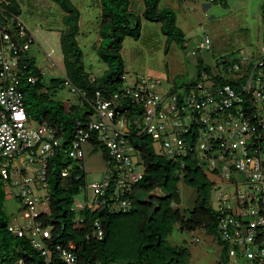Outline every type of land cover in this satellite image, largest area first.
Segmentation results:
<instances>
[{
	"label": "built area",
	"instance_id": "2783aa9c",
	"mask_svg": "<svg viewBox=\"0 0 264 264\" xmlns=\"http://www.w3.org/2000/svg\"><path fill=\"white\" fill-rule=\"evenodd\" d=\"M4 2L0 0V175L9 188L20 187L17 196L27 218L24 224L10 222L9 230L28 237L45 256V264H77V255L62 244L53 255L45 241L51 228L36 219L49 210V194H34L32 184L48 186V157L60 141L53 127L28 114L19 88V63L37 38L19 15L10 12L3 17ZM198 48L212 49L208 34ZM208 65L203 75L209 84L182 82L165 93L161 81L143 75L126 83L125 73L121 91L110 95L96 91L94 114L77 129L69 153L82 160L84 144L96 134L108 148V169L91 182L86 174V191L93 189L96 198L78 200L74 208H94L104 195L113 199L115 212L132 208L134 187L145 175L133 137L146 133L156 151L181 169L190 156L212 179L218 200L215 208L220 212V241L213 239L220 246L221 264H264V42L255 54H223ZM29 80L35 81V76ZM65 84L81 93L70 80ZM30 164L35 166L34 175L29 174ZM81 167L86 171L84 164ZM224 182L233 192L223 191ZM94 226L102 238L101 222L96 220ZM198 232H192L194 240L202 242ZM13 264L26 263L20 258Z\"/></svg>",
	"mask_w": 264,
	"mask_h": 264
},
{
	"label": "trees",
	"instance_id": "16d2710c",
	"mask_svg": "<svg viewBox=\"0 0 264 264\" xmlns=\"http://www.w3.org/2000/svg\"><path fill=\"white\" fill-rule=\"evenodd\" d=\"M4 1L3 17L10 12L20 14L17 0ZM52 1L64 11L60 42L65 72L62 78L52 77L50 82L56 88L66 86V81L70 80L82 93H79V101L68 104L45 88L44 73L31 50L21 54L18 72L21 76L19 88L24 93L28 114L53 127L60 141L47 162L49 210L36 217L42 227L51 228L50 237L45 238L48 248L55 256L58 254L57 245L62 244L77 255V264H193L189 246L169 245L167 237L178 227L189 232L203 229L220 241V212L211 202L212 181L190 156L186 168L181 169L177 162L156 151L148 134L134 136L133 143L145 164V175L134 187L132 208L115 212L109 195H104L94 208H74L77 196L86 190L87 173L81 167V159L73 158L69 153L77 129L94 114L96 91L110 95L123 89V43L128 36L140 37L144 18L161 24L169 43L165 51L169 50L171 42H186L176 11L171 7H160V0H144L141 13L131 9V0H99L102 13L97 53L108 67L102 74L93 75L86 68L84 51L78 39L81 29L79 7L73 0ZM212 1L223 5L227 2ZM261 20L264 33V0ZM31 75L35 76V81L29 80ZM124 112L129 115L126 110ZM90 143L94 148H102L107 161L106 144L98 140L96 134L90 138ZM65 170H68L66 175L63 174ZM182 180L197 192L194 205L189 209L181 207L179 183ZM155 189H160L164 197L151 196L149 201L139 199V191ZM7 195L8 180L0 175V261L13 264L22 258L26 264H45V256L28 237H19L9 230L11 219L4 209ZM96 220L102 224V238L95 233Z\"/></svg>",
	"mask_w": 264,
	"mask_h": 264
},
{
	"label": "rangeland",
	"instance_id": "374dc122",
	"mask_svg": "<svg viewBox=\"0 0 264 264\" xmlns=\"http://www.w3.org/2000/svg\"><path fill=\"white\" fill-rule=\"evenodd\" d=\"M81 11V33L79 41L84 51L86 68L93 74H102L108 67L94 45L101 22V8L99 0H73ZM262 0H227L226 4L212 0H160L159 6L171 7L177 13L178 25L184 30L186 42L179 44L171 42L168 51L167 36L161 30L159 22L143 19L139 38L128 36L125 38L122 55L125 61L126 83H133L138 76H150L162 82V92L168 93L176 84L182 82H206L204 72L209 70L214 57L223 54L257 53L264 42L263 25L260 19ZM20 7V18L32 29L37 41L31 48L36 57L37 65L42 69L45 88L58 99L74 104L79 101V93L72 92L68 86L52 87L51 78H62L65 72L63 52L60 42V31L63 28L64 11L52 0H17ZM98 4V5H97ZM144 0H131V9L141 13ZM205 26V29L203 28ZM212 39V49L198 48V43L206 35ZM36 124V123H35ZM159 145L157 144V148ZM158 150H160L158 148ZM88 182L101 178L108 169L102 148H94L92 144L83 146ZM35 166L28 165L30 175H34ZM212 181V179L210 178ZM214 184L210 187L211 202L216 207L218 200L214 192ZM34 194L50 193L49 186L39 187L32 184ZM182 195V208H191L197 197L196 188L187 185L183 180L179 183ZM39 188V189H38ZM225 192H233V187L221 186ZM19 186L8 187V195L4 202V209L11 222L24 224L27 222L26 212L22 208V201L17 197ZM149 193V192H147ZM87 196L92 201L96 198L93 189L84 190L77 196L84 201ZM41 211L40 206L36 207ZM200 232V233H199ZM203 241L194 240L189 231H181L178 227L166 239L169 245H188L193 264H221L220 246L213 239V235L205 230H199Z\"/></svg>",
	"mask_w": 264,
	"mask_h": 264
},
{
	"label": "water",
	"instance_id": "95a60500",
	"mask_svg": "<svg viewBox=\"0 0 264 264\" xmlns=\"http://www.w3.org/2000/svg\"><path fill=\"white\" fill-rule=\"evenodd\" d=\"M151 196L164 197L160 189H155L149 193H147L146 191L138 192L139 199H142L143 201H149Z\"/></svg>",
	"mask_w": 264,
	"mask_h": 264
},
{
	"label": "crops",
	"instance_id": "0c3cea01",
	"mask_svg": "<svg viewBox=\"0 0 264 264\" xmlns=\"http://www.w3.org/2000/svg\"><path fill=\"white\" fill-rule=\"evenodd\" d=\"M195 3H199V0H193ZM98 5V4H97ZM99 6H100V4H99ZM101 8V7H100ZM143 9H144V7H143ZM143 9H142V11H143ZM260 19H261V13H260ZM80 26H81V18H80ZM263 29V28H262ZM80 33H81V29H80ZM80 33H79V36H80ZM79 36H78V39H79ZM99 41H100V34H99V32H98V34H97V37H96V40H95V42H94V45L95 46H98V43H99ZM80 42V41H79ZM80 45H81V43H80ZM82 47V46H81ZM28 171V170H27Z\"/></svg>",
	"mask_w": 264,
	"mask_h": 264
}]
</instances>
